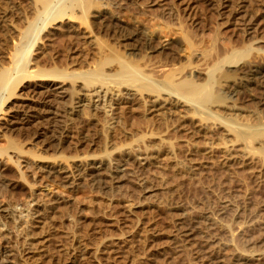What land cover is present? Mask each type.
<instances>
[{
  "label": "rangeland",
  "instance_id": "obj_1",
  "mask_svg": "<svg viewBox=\"0 0 264 264\" xmlns=\"http://www.w3.org/2000/svg\"><path fill=\"white\" fill-rule=\"evenodd\" d=\"M9 1L10 0H4L0 2V9L3 7L2 10L7 12L4 18V22L0 26V60H1L0 62L3 66L4 65L8 66L9 64V60H8L9 54L8 53H10L11 50L12 51L14 50L16 46L15 43H17L18 41L19 33L17 30H20V28L23 29L25 27L26 19L30 20L31 19L30 17H32V12L26 9L27 8L26 2H23V4L21 3L17 5V4H14L13 1L12 2L11 1L9 2ZM2 3L4 5H2ZM80 3L82 5L79 4L80 6L79 5L77 6L80 8L68 9L67 10L68 14L67 13L65 14V17H63L60 20L61 22L57 20H55L56 22L55 21H53V23L51 22L50 23L51 25H49L48 28H46L48 30L44 31L40 35V37L37 38L36 44L32 48V53L30 56L31 63L29 62L30 66L28 68L29 70L32 71V67H33V70L36 71V72L32 71L31 72L33 73L32 75L28 74L31 79H29V76H26V75L20 76V74L15 73V72L12 74V85L14 82L13 86H15V88H13V86L11 85V88L13 89L12 90L10 89L9 90L10 92L8 91L5 94V98L6 97L7 98L6 99L3 98V104H4L3 110L6 111V113L10 112L11 110L9 109H13V104L14 106L18 105L23 100V101H26L28 106H25V108L23 106H22L23 108L19 106V108L21 107L22 109L21 112H25L27 114L34 115V116L36 115L38 117L40 116L41 118L39 117L40 121L37 120L38 123L36 122V124L35 122L21 124L19 125L18 128H15V129L6 130L7 128L0 127V149H4V151H7L6 154L9 153L7 155L14 156V157L10 156L11 158L9 157V161H7L9 167L11 166V170L9 168L6 170H3L2 173H4V176L3 177L1 176L2 177L1 179L9 180V178H12V177L15 179L19 178V181H20L19 183L21 184V185L19 184L20 186H17L16 189H11L10 187L3 188L2 186H0L1 189L3 188L1 190L2 192L0 193L1 194L0 201L2 200L5 202L28 201L30 200V193L32 192V189H40L39 191H41V197H43V199H46L49 196L48 194H46L48 193V190L45 189L43 180H41L40 178H37L36 180L31 179V177L30 176L28 177L27 175H25V173H23L21 168L17 165L15 158L18 156V154L23 155L25 156V158H28V159H32V160L35 159L33 164L37 165L38 162L36 161L38 157L40 158V156H45V155L49 156L50 159L51 158L56 159L59 156V158H57V159H61L59 161L69 162L70 159H73L76 154L78 156H80L81 154H86V155L88 154L98 155L99 154L98 156H100L99 152L101 153L103 152L101 156L106 157L105 156L106 153L104 152L106 150L111 151L114 148L111 152V153L114 152V154H111L110 152L107 153V155L110 154L108 155L110 157L107 156V159L108 158L111 159L112 156H113L112 158L114 157L118 158L121 155L120 151L118 152L115 149L116 147L121 148L122 146V149H121L122 153L127 149L131 150L132 148L135 147L134 149H132V152H131L132 155L135 157H137L140 154V148H141V155L142 153H146L147 150H148L147 153L152 154L151 156L152 160L150 158L151 163L145 166H137L138 164L135 161H129L131 162L129 164L130 165L129 167H131L130 171H132L133 176L130 174L131 177L128 176L127 178L129 181L128 180H126L127 182L124 181L123 189L121 190V195L127 192L125 194L126 196L129 195L127 196V200H130L133 203L134 201L138 202L139 200L140 201L138 202L139 204L142 202L141 198L143 199L145 198L144 199L145 201L143 200L144 202H142L143 204L141 203L140 206L145 205L148 202V201L146 202V200L149 197L150 198L152 197V199L153 198L155 199V201L153 199V202H155L154 204L158 202L157 200L160 201V199L163 197L162 198L163 200L161 199V204L162 202L163 203L165 202L166 205L163 204L165 205V207H163L162 205H160L159 202L157 203L159 204V206H161V208L159 207L161 211H159V209L157 208L154 209L155 211H153L151 210L152 208L151 209L149 208L150 210H148L147 207H137L139 211L136 209L137 211L135 210L134 214H136V212H139L141 216H144V215L148 217L152 216L154 222L156 223L159 221L160 225L162 226L161 228H158L160 225L157 223L156 226L158 229L162 230L163 228L164 232L169 230L171 231L170 232L171 234L172 229H170V227L171 228L175 227L174 226L175 223L173 225V222L176 219H178L179 216H183L182 213H184L185 216L183 217L189 218L190 216V219L194 218L195 220L196 219L197 220L199 219V221L202 220V222L199 225L203 228L205 232L203 234V237L198 235L196 239L189 242L188 247L186 246L187 248H185L184 250H180L181 253L179 252V250L178 251L176 250L177 248H175L174 250L173 247L171 246L170 248L173 249V253L170 256V253L172 252V250L168 248L169 251H167L166 256H165L166 260L164 259L165 260L164 261L163 260L164 257L160 256V259L161 258L162 259L161 260L158 259V260L160 261L163 260V261L162 263L159 261V263L163 264L164 262L165 264H168V263L169 264H210L209 261H205V257L207 254L206 253L207 243H209L210 245L216 244V242L219 241V239L223 237L222 226L227 223L231 224L232 230L234 233L238 234L242 232L246 236L247 240H244L243 238H241L240 241H242L243 243L239 242V245L243 249H245L246 252L250 254L258 255V253L264 249V225H263L264 224V159H263L264 155L262 154L263 156H261L260 155L261 152L259 154L257 150L255 151L256 154H254L253 151H248V152H251L252 154L250 153L249 155L250 158L249 160L247 158L248 161L246 160L247 161L246 164H244L243 162L242 164L241 161L239 160L237 161L235 159H232L231 158L232 156L229 153L232 151L231 146H233L232 145L233 142H234L233 144L235 145L236 139L233 140L235 137H232L234 134L233 133L229 134L223 128L224 126L219 127L216 125V123H214V121L207 123L212 128L210 129L207 127L208 129L203 130L205 133L204 132L189 133L188 132L189 130H187V127H188L187 122L183 121V120L186 121V118L182 117V115L186 113L185 111L186 109L181 106L180 107L172 106L173 108V109L171 108L172 111H167L166 113L162 115L163 120L162 119H160L159 121L154 120L152 117H150L151 115L148 114V111H147V107H148L147 99L150 97V95L148 94L147 95L143 94L144 96L142 95L143 97H140V98L136 97L137 99L135 98L132 101L124 100V102H121L120 104V106L122 105L119 108L120 110L119 109L114 110L115 106L117 105L116 104L117 99L119 97L125 96L126 94L123 95V93H120V92L119 94H117L118 91L116 92V90H113V91L111 90L109 91L110 94L112 92L111 95L109 94L110 97L107 95L105 100L102 101L103 102L101 104L102 107L100 106L97 109H92L93 107L92 100L94 98V95L92 93L93 90L91 88L97 86L98 82L95 81L94 84L93 83L90 84L88 82V86H89L88 88L86 86L87 81L84 79H81L79 75H78V78H79L78 79L79 81H78L77 75H76L78 73L85 72V70L88 71V68H90V70L93 69L92 67L95 66L96 63L99 61L98 58L100 60L102 59L101 56L103 57L104 55V54L103 55L101 54L102 52L107 55L109 52L111 53V55H112V52L114 54L116 53L120 54L122 52L120 55L123 54L122 56H125L126 58L128 57L129 58V59L127 58L128 60L132 58L131 56L130 58L129 56L125 55L126 53L124 52V49L121 48L122 46L119 45L120 47L119 48L117 43H114L115 40H114L113 33L114 31H118V29H120L119 25L116 26L114 24L115 20L111 21L110 23V20L107 19V23L110 24L111 27L109 25L104 26V27H97L99 25L94 26L91 23V20L88 14V9L90 8L91 10L94 7V5L96 7V5L105 4V6L110 8L109 10L112 11V13L115 12V15L118 16V19L120 18L118 22L120 24H123L126 30L130 29L131 27L130 30L134 31L137 26L138 27L136 28V30L144 31L145 29V31H147L146 32L147 36H150L151 38L147 37L145 35L146 33L144 35H140L139 39H137L140 45H147L149 41L151 42H149L148 45H152L157 41L159 42V40L165 41V39L173 41V44H174L173 52L175 56L177 55L175 58L178 59L179 62H183L185 60L184 61L185 63L187 61V56H188L187 54L189 53L188 52L189 49L187 46V40L199 42L201 44H205V43L208 44L209 42H211V38H213L215 32L218 31L219 45L221 47H227L231 44H239L242 39H246L248 36L244 34V32L240 30L239 28H234L233 26L227 27L225 24L222 23L224 17L218 15L220 0H122V2L117 1V0H107V2L106 0H81ZM107 3L111 5L109 6ZM185 6H188V7L190 6L191 8L188 11H184L183 7ZM11 7L13 9H11ZM84 8H85V11H87L86 13L82 12V9L84 10ZM79 9L81 11H79ZM2 10L0 11L3 12ZM71 10H73V12ZM70 14L71 15L73 14L74 16L76 15L75 18L77 19V20L75 19V22H72V24L68 22V18H67V17H70ZM263 15H264V11H263ZM132 20H135V21L132 22ZM65 21H67L68 24ZM9 22H12V23H9ZM6 23H7V26H6ZM8 24L15 25L14 27L15 29L13 30L12 28H10ZM59 24H62L63 31L54 29V27H56ZM79 24L84 25L85 27L87 25L88 26L93 25L95 28L93 26L92 27L90 26V27L92 28L93 31L96 32V35H98L97 39L99 41L95 40L96 42L95 41L94 42L96 44L94 42L88 43V40H85V38L82 37L80 33H78L80 35L79 37L77 35V32L74 31V28H73ZM113 27L116 30L113 29ZM99 28H101V30ZM96 29L100 30L101 32ZM107 29L110 30L108 33H107L108 31ZM150 31H152V33ZM106 34L109 36H107ZM152 34L153 36H151ZM112 35H113V39H111ZM144 36L148 39H146ZM176 40L178 41L177 43H176ZM13 41L15 43H13ZM112 45H114L115 47H113ZM109 46L113 47L114 49H111ZM97 47H100V48H97ZM102 47L105 49L102 50ZM155 55H157V57H160V54L159 55L155 54ZM134 57L137 60L141 59L140 62L135 61ZM134 57L132 58L131 62L132 61L133 63L138 62V63H135L137 65H142L143 61H145V59L140 58V56L139 57L134 56ZM181 58L184 60H182ZM99 63L100 62L97 63V66ZM109 65L111 66L110 67L107 65L105 66L111 70L115 68L116 64H113V66L112 64H109ZM97 66H95L94 68H96ZM57 67L62 68L60 70H66L68 72H72L75 69H76L75 71H77V72L75 71L72 72L76 76L75 78L76 82H75L74 76H71V78L68 77L66 80L67 81L66 87L67 88L69 87L68 89L70 91L69 92L70 95L72 93H73L72 94L73 96L74 94L76 95L75 97H72L71 95L72 98L71 97L70 98L72 100L69 98L70 100L68 99L67 100L68 102L62 101V104H61L62 106L56 105L58 104L57 96L54 93L55 91L48 90V84H45L43 82L44 81L43 78L45 76H41V77L39 76V73H44L43 72L44 70L45 72H47V69L49 70V69L55 68L58 70L59 68ZM106 67H104L105 70H108ZM17 76L21 78H17ZM83 81L85 82V85L83 84ZM30 89H33V90L31 91ZM260 92L261 91H259V94ZM11 93L13 95H11ZM91 93L92 95H90ZM243 93H241L240 99H238V101L234 104L231 103L229 100H225V102H223V100H221L222 94L219 93L218 95L219 99H217L219 100V102H216L217 101L216 100L215 101L216 105H214L213 108L215 107V108L220 109L219 111L221 112V114L224 115L225 113L226 117H228L227 115L230 114L229 117L231 116V118H234L232 115L235 114L234 115L235 120L239 119L238 122L239 121L249 122V120H251V122H254L253 120L254 117L253 115L252 117L250 116L251 113H249L250 111H247L248 110L247 108L251 107V109L249 108V110L260 111L261 106L260 104L256 103L255 100L248 99L250 98V96L246 92L244 94ZM19 94L22 96H20ZM26 94L28 95L27 97H25ZM76 96L80 97L81 102L83 104L82 106L75 108L76 101H77ZM89 96L92 98H90ZM22 97H25V98H22ZM87 98L88 99L90 98L92 101V103L89 102L90 105H88L89 103H88ZM94 99L96 100V97ZM70 101L72 102L74 101V102L71 103ZM63 104L66 107H64ZM111 104L112 106H110ZM230 104H233V105H230ZM72 105H73V108H72ZM255 107L256 108L258 107L257 108L258 110H256ZM70 111H74V112H70ZM115 111L117 112V114L113 113ZM173 111L175 113H173ZM169 112H172V113H169ZM230 112L233 114L231 115ZM260 112H261L260 114L262 118L264 119V110ZM188 115L190 117L191 116L194 117L193 115H191V113ZM236 115H237V118H236ZM0 116H2V114ZM181 124H183L182 128H180ZM62 130L64 131L62 132ZM45 132H46L45 135L46 136L49 135L51 141L55 140L54 142H52V145H50L52 147L49 146V148L47 147L46 150L43 149L41 146L40 147L37 146L38 144L42 145V141L41 140L38 141V139L36 140L34 137V135L36 136V135H41V134L45 136L44 135ZM153 132H155L156 134ZM51 133L52 135L53 134L55 135L56 133L57 136L56 135L52 136ZM143 134L146 136H144ZM160 134H162L161 137H160ZM51 137H53L54 139H52ZM162 138L164 139L162 140ZM59 139H63L62 140L63 142L62 143L57 142L59 141ZM34 141L35 143L36 141H38V143L35 144ZM76 142L78 144L77 146L78 148L75 147ZM226 142L227 143L229 142L228 145ZM236 142L239 143L238 140ZM32 143L34 146H32ZM238 143L236 145H238ZM255 143L256 144H254V147H256L257 145L256 148H259L258 142L256 141ZM131 144L132 145L136 144V145L132 146ZM141 144L143 146H141ZM211 144L212 146L213 145L215 146L213 147L214 149L212 148L213 149L212 151H209L210 152L209 153L208 150L210 149H207L208 148L207 146L208 145L211 146ZM58 145H59V148H58ZM137 145H140L141 147L140 146L137 147ZM36 146L38 147V149ZM128 146L130 147L132 146V147L128 148ZM144 146H148V147H145V149L147 148L145 152L143 151L145 150ZM224 147L226 150L224 149ZM104 148L106 150H104ZM123 148L125 149L124 151H123ZM134 150H137L139 152H135ZM248 152L246 154L247 157H248ZM16 153L18 154L16 155ZM155 155L158 158H156ZM60 156H62L63 158ZM153 160H155V162H153ZM12 168L16 169L15 173L14 172L12 173ZM7 171L9 175L5 174L7 173ZM7 176H10V177L8 178ZM129 177L132 178L133 180L135 178L137 181H140L141 179H146V180L150 179L151 181L147 180L148 184L152 185V187L154 188L155 187L157 188V189L153 188L154 193L157 190V194L153 195V193H149V195L151 194V196L146 197V195L148 194H145V192L144 193L140 192L141 191L140 187H138L133 181H131L132 179H129ZM33 182H35V184H33ZM53 187L59 189L58 191L64 192L71 196L78 197V199L80 198L81 199L80 201L83 202L84 211H82L83 206L80 209L76 208L77 210H73L75 207H72V205L71 206L65 205L66 207H69V209L64 206H61L63 207V209L61 208L62 210L61 209L60 210L63 211V213L67 212L66 216H65V213L63 215L62 212L60 213L58 211L60 213L59 215H61L60 218L57 217L58 216V212H57V214L55 215L56 217H53L52 220H48L47 223L42 225L43 227L41 228L34 227L33 231L35 234L32 236L30 240L32 242H36L39 240L40 242L37 244V246H39L40 243H44V245H46L44 250H46L47 248V250L44 251V253L45 252L48 253L49 251L50 252L48 256L46 254H44L43 256L39 254L40 255L39 256L37 254L39 250H35V252L32 255V258L28 259L29 260V261L27 260L28 263L26 262L25 264H57L58 262L56 261L57 259L56 257H58V254L60 253V251H58L59 244L64 243V245H68V246L74 245L76 247L79 245L78 247H80L82 245L81 242L86 243L87 241H94L96 237L101 236L100 232L103 234V231H104L105 233V229H103V227L105 226L106 219H104V217L110 212H118L120 210L119 201L113 204H109V202L107 203L105 199L101 198V196L98 194L97 191L93 190L92 188H88V186L86 187L85 185L83 187L81 186L77 190H70L66 187H63L57 184H54ZM53 187H50V188L52 189ZM136 191H138V193ZM134 194L136 195L135 196L136 198L140 194L141 195L138 197V199H136L134 198ZM158 194L159 195L161 194L160 195L161 198ZM125 195H123V198H125ZM142 195L145 197H142ZM242 195H244V198L246 199V202H247L246 207L244 209L242 208V206L239 204L237 200L238 197H241ZM128 197L131 199H129ZM150 198H149V201H151ZM169 202H171V204ZM176 206H178V209ZM170 207H173V208H170ZM144 208H146V210H148L147 212L149 213H146ZM163 208L164 209L166 208L167 211L169 210L172 213L167 212L166 210H163L162 212ZM156 210L158 214L155 213ZM76 211H79V212L76 213ZM80 211H81V214H79ZM99 211H100V214H102V212L104 213L102 214L104 217H101V215L98 214ZM179 211L181 215H179L180 214ZM74 212L76 213L77 217L74 215ZM83 212L86 214L82 215ZM144 212L145 214H143ZM173 212L174 214H177L176 216H174L175 220H174V217L172 218L171 216V215H174ZM139 213L137 215H134L133 217L135 216L139 217L140 216ZM69 214H71L72 216L74 215L73 219L74 217H76V219H78L79 222L81 221L82 223H79V222H77L79 224H77L76 222H75L76 224L74 222L70 223L71 221L70 219L72 216L70 215V218H69L68 217ZM90 214L91 215L94 214L96 216L91 217ZM79 215H81L82 218L81 216L79 217ZM161 215L162 216L164 215V217L166 216L165 219L164 217L162 218ZM155 216H156V219H154ZM64 218L67 220H64ZM83 218L87 220L85 221ZM98 218L100 220H98ZM166 218H167V221H166ZM56 219L57 221H55ZM68 219L70 220L69 222H68ZM90 219L92 222L88 221ZM101 219H104V220L102 221ZM170 219H173V220H170ZM168 220H170V223L172 224H170ZM94 221H97V223ZM57 222L59 224H57ZM79 225L80 227H78ZM73 227L75 230L73 229ZM71 231L73 233L75 232V234H73ZM163 231L162 233H164ZM168 232H165L162 235V236L167 235L166 236L167 238L165 236L162 237L161 236L162 233H161L157 241L159 240L158 242L161 243L160 241L163 239L165 241L162 240L163 241L162 243L166 242L170 238L168 237L170 236L168 235L169 234ZM67 234H69L70 237ZM78 234L80 235V237ZM72 235H76L75 237L77 238H75ZM89 237L92 240H90ZM85 238H87V241ZM2 241L3 240L0 239V242ZM16 254H17L16 245H13L11 248L8 247L6 254L4 253V257L7 259L6 264H17L18 257L16 256ZM0 256H1V253H0ZM49 256H51V258ZM48 258H50L51 260ZM168 258H170L169 259L170 261L168 260ZM81 260L82 262L84 261L83 264L84 263L87 264L88 262H89L88 264H92V262L89 261L87 258H82ZM94 264H98V263H94Z\"/></svg>",
  "mask_w": 264,
  "mask_h": 264
},
{
  "label": "bare ground",
  "instance_id": "obj_2",
  "mask_svg": "<svg viewBox=\"0 0 264 264\" xmlns=\"http://www.w3.org/2000/svg\"><path fill=\"white\" fill-rule=\"evenodd\" d=\"M2 1H4V0H0V2H2ZM10 1L11 2L13 1V3L17 4V5L21 4V3L23 4V2H26V4H27L26 9H28L29 11L32 12V17H30L31 18L30 20L26 19L25 27L23 29L20 28V30H17L19 33V36H18L19 38H18L17 43H15L13 41V43H15L16 46H15L13 51L11 50V52L8 53L9 54L8 55V60H9L8 66H5V65L3 66L0 62V115L2 114V116H0V119H1L0 127L7 128L6 130L18 128L19 125H21V124L33 123V122H35V124H36V122L38 123L37 120H39L40 116L38 117L36 115L34 116V115L27 114L25 112H21L22 106L24 108H25V106H28L26 101L22 100V102H20L18 105H15V106L13 104V109H9L11 111L6 113V111L3 110V105H4L3 104V98H5V94L10 89L12 90L13 88H15V86H13L14 82L12 85V74L14 72L20 74V76L21 75L29 76L30 74L31 75L33 74V73H31L32 71H34L33 67H32V71L29 70L28 68L30 66L29 64L31 63L30 62V60H31L30 56L32 53V48L36 44L37 38H39L40 35L44 31L48 30L46 28H48V26L51 25L50 24L51 22L53 23V21H55V20L60 21L63 17H65V14L67 13L68 9L80 8L77 6L79 4H81L80 3L81 0H10ZM117 1L122 2V0H117ZM106 2H107V0H106ZM3 3H2V5H4ZM2 5H1V7H2ZM2 8L0 10H2ZM22 8H23V6H22ZM190 8H191L190 6L189 7L185 6V7H183V10L188 11ZM11 9H13V8L11 7ZM109 9L110 8L105 6V4L104 5L103 4L102 5H96V7L94 5V7L91 10L89 8L88 14H89V18L91 20V23L94 26L99 25L97 27H104V26H108V25L111 27V25L107 23V19L110 20V23H111V21L115 20L114 24L116 26L119 25L120 29L117 28L118 31L112 30V31H114V33H113L114 40H115L114 43H117L118 47H119V45L122 46L121 48L124 49L126 56H129V57L131 56L132 58L134 56H138V57L140 56V58H144L145 61L142 60L143 61V63L141 62L142 65H137L135 63L140 62L141 59L137 60L134 57L135 61H138V62L134 61L135 63H133V61L131 62V60H132L131 57H130L131 59L128 60L129 59L128 57H127L128 58L127 59L125 56H122L123 54L120 55L122 52L120 54L119 53L114 54L112 52V55L110 52L108 53V55L102 52L101 54L102 55L104 54V55H103V57L101 56V58H102L101 60L98 58V60H99L98 62H100L98 64V66H97L98 62L97 63L94 62V63H96V65H95V66H97L96 68H94L95 66H93L92 67L93 69H91V70H90V68H88V71L85 70V72H83V73L76 74L77 80L79 79L78 78V75H79L81 79H84L87 81L86 86L88 88H89L88 82L90 84L91 83L94 84L95 81L98 82V85L95 84L97 86L94 85L95 87L91 88L93 90L92 93L94 95V98L96 97V100L94 98L92 100L93 101V105L91 104L93 106V107L91 106L92 109L99 108L101 106V104L103 103L102 101L105 100L106 96L107 95L109 96V94H110L109 91H111V90L112 91L116 90V92L118 91L117 94H119V92L123 93V95L126 94L125 96L119 97L117 99V101H116L117 105L115 106L114 110L119 109L122 106V105L120 106L121 102H124V100L132 101L136 97L140 98V97L144 96L143 94H145V95L148 94V95H150V97L147 99V101H148L147 111H148V114L151 115L150 117H152L154 120L159 121L160 119H162V115L164 113H166L167 111H172V109H173L172 106H175V107L181 106V107L186 109L185 111H186L187 115L185 113L182 115V117L186 118V121L185 120H183V121L187 122V126H188L187 130H189L188 131L189 133L204 132L203 130H206L208 128L211 129L212 127H210V125H208L207 123L214 121V123H216L217 126H219V127L224 126L223 128L229 134L233 133L235 135V136L234 135L232 136V137H235L233 140L236 139V141L238 140L239 143L235 141V145L238 143V145L235 146L233 144L234 142L232 140L231 141L233 143L230 142L233 145V146H231L232 151L229 153L232 156L231 157L232 159H235L237 161L239 160V161H241V163L243 162L244 164H246V162L250 158L249 155L251 153L248 151H253L254 154H256L255 151L258 150L259 154L261 152V154H260L261 156L264 155V119L262 118V116L260 114L261 113L260 111L264 110V15H263L264 0H220L218 15L224 17L222 23L225 24L227 27L233 26L234 28H239L248 37L246 39H242L239 44H231L227 47H221L219 45V43H218L219 42L218 31L215 32L213 38H211V42H209L208 44L205 43L206 45L201 44L199 42L187 40V46L189 49L188 50L189 53L187 54L188 55L187 61L185 63H184V61H185L184 59L181 58L184 61L179 62L178 59L175 58L177 55L176 56L174 55V52H173V50H174L173 45L174 44H173V41H171V40H167V39H165V41L159 40V42L158 41L155 42L156 44L154 42H152V43H154L152 45H148V43L151 42V41H149L147 43V45H140L138 43L137 39H139L140 35H144L147 31H145V29H144L145 32L141 31V30H136V28L138 26L136 28L134 27L135 28L134 31L130 30L131 27H130V29L126 30L125 26L118 22L120 18L118 19V16L115 15V12L112 13V11H110ZM7 10H8V8H7ZM71 11L73 12V10H71ZM79 11H81V10L79 9ZM82 12L86 13L87 11H85V8H84V10L82 9ZM6 13H7L6 11H3V12L0 11V26L4 22V18L6 16ZM17 14H18V12H17ZM72 15L70 14V17H67V15H66V17L68 18V22H70L71 24H72V22H75V19H76L75 18L76 15L75 16L74 15L72 16ZM134 21L135 20H132V22H134ZM65 22L67 23V21H65ZM9 23H12V22H9ZM127 23H126V25H127ZM81 24L77 25L76 27H73L74 31L77 32V35L79 37H80V35L78 33H80L82 35V37L85 38V40H88V43L94 42L95 40H98L97 39L98 35H96V32L93 31L91 28L93 25L92 26L90 25L91 27L88 25H87L88 27L87 26L85 27L84 25H81ZM6 26H7V23H6ZM8 26L10 28H12L13 30L15 29L14 28L15 25L8 24ZM16 29H17V27H16ZM54 29L61 31L62 30V24L57 25L56 27H54ZM99 29L101 30V28H99ZM113 29H115V28L113 27ZM96 30H98V29H96ZM100 30H98V31H100ZM109 31L110 30H108L107 33ZM94 32H95V34H94ZM150 32L152 33V31H150ZM153 33H154V31H153ZM156 34H157V32H156ZM113 35H112L111 39H113ZM145 35L147 36V33ZM148 35H149V33H148ZM107 36H109V35H107ZM151 36H153V34ZM147 37L151 38L150 36H147ZM146 39H148V38H146ZM177 40H176V43L178 42ZM114 43H112V44H114ZM174 43H175V41H174ZM112 46L115 47L114 45H112ZM100 47H97V48H100ZM104 47H106V46H104ZM113 47H110V48L114 49ZM103 49H105V48L102 47V50ZM111 49H109V50H111ZM155 54H158V55L160 54V57H157V55H155ZM179 58H180V56H179ZM109 64H112V66H113V64H116L115 68L111 69V70L108 69V67H106L105 65L110 67L111 65H109ZM104 67H106L110 71L105 70ZM57 68H59V67H57ZM60 69H62V68H59L58 70L55 68L49 69V70L47 69V72H45V70H44L43 71L44 73H39L40 77L45 76L43 78V80H44L43 82L45 84H48V90H54L55 91L54 93L56 94L57 100H58L57 101L58 104H56V105H58V106H62L61 105L62 101L68 102L67 100L73 94L71 92L72 94L70 95V93H69L70 91L68 89L69 87L68 88L66 87L67 78L68 77L71 78V76H74V79L76 78L75 74L72 73L76 69L75 70L72 69L73 70L72 72H68L66 70H60ZM34 72H36V71H34ZM75 72H77V71H75ZM17 78H21V77L17 76ZM29 79H31L30 76H29ZM22 80H23V78H22ZM75 82H76V79H75ZM83 84L85 85L84 81H83ZM11 85L13 86V88H11ZM30 85H31V83H30ZM30 90L32 91L33 89H30ZM258 90L261 91L260 94H259ZM34 91H35V89H34ZM74 92H76V91H74ZM243 92L244 93L246 92L250 96V98H248V99L255 100L256 103L260 104V106H261L260 111L249 110V108L251 109V107L247 108L248 110L245 108L247 111H250L249 113H251V115H250L251 117L253 115L254 119L253 118L252 119L254 120V122H251V120H249V122H244V121L238 122L239 119L235 120V116H234L235 114L232 115L233 113L230 112L234 118H231V116L229 117L230 114L227 115L228 117H226L225 113H224L225 116L223 114H221V112L219 111L220 109L215 108V107H214L215 109L213 108V106L216 105V102H219V100H217V99H219L218 98L219 93L222 94L221 100H223V102H225V100H229L231 103L234 104L238 101V99H240L241 93H243ZM92 93L90 95H92ZM153 93H155V94H153ZM111 94H112V92H111ZM11 95H13V94L11 93ZM75 95L76 94H74V96L72 95V97H75ZM20 96H22V95H20ZM27 96L28 95L26 94L25 97H27ZM25 97H22V98H25ZM90 98H92V97H90ZM5 99H4V101H5ZM76 99H77V101H76L75 108L82 106L83 103L81 102L80 97L76 96ZM89 99L87 98L88 103L89 102L92 103L91 99H90V101H89ZM66 102H65V104H66ZM70 102L73 103L74 101L73 102L70 101ZM226 102H228V101H226ZM233 104H230V105H233ZM88 105H90V103ZM19 106H21V107L19 108ZM70 106H69V108H70ZM110 106H112V104ZM64 107H66V106L64 105ZM72 108H73V105H72ZM257 108H256V110H258ZM110 109H112V108H110ZM174 110H175V108H174ZM76 111H77V109H76ZM70 112H74V111H70ZM189 112L194 117H192V116L190 117L188 115V114H190ZM113 113L117 114L116 111ZM169 113H172V112H169ZM173 113H175V112L173 111ZM176 113H177V111H176ZM227 113H229V112H227ZM92 114H93V112H92ZM184 115H186V116H184ZM65 118H67V117H65ZM144 118H146V117H144ZM236 118H237V115H236ZM244 118H245V116H244ZM154 120H152V121H154ZM247 121H248V119H247ZM60 122H61V120H60ZM204 125H206V126H204ZM213 125H215V124H213ZM182 126H183V124H181L180 128H182ZM47 129H48V127H47ZM63 129H64V127H63ZM63 131L64 130H62V132ZM42 132H44V131H42ZM46 132H47V130H46ZM46 132L44 133V135L46 134ZM57 132H59V131H57ZM62 132H60V133H62ZM153 133H155V132H153ZM65 134H66V132H65ZM51 135H52V133H51ZM55 135H56V133H55ZM63 136H64V134H63ZM144 136H146V135H144ZM161 136H162V134H160V137ZM34 137L36 140L38 139V141H40V140L42 141V145L38 144L37 146H39V147L41 146L45 150L47 147L49 148V146L52 145V142L55 141V140L51 141L49 135L43 136V134H41V135H36V136L34 135ZM51 138L54 139L53 137H51ZM158 138H159V136H158ZM56 139H57V137H56ZM163 139L164 138H162V140ZM62 140L63 139H59V141H57V140L56 141L62 143L63 142ZM183 140H185V139H183ZM228 140H230V139H228ZM38 141H36V143H38ZM256 141L259 144V148H256L257 145H256V147H254V144H256L255 143ZM34 143H35V141H34ZM228 143H227V145H228ZM136 144H133V145L131 144V145L135 146ZM142 144H143V142H142ZM142 144H141V146H143ZM59 145H58V148H59ZM157 145H158V143H157ZM32 146H34L33 143H32ZM77 146H78V144L76 142L75 147H77ZM138 146H140V145H137V147ZM214 146L215 145L212 146V144H211V146L208 145L207 146L208 148L207 147H205V148L210 149V150H208V152H209V151H212L214 149L213 148ZM50 147H52V146H50ZM129 147L130 146H128V148ZM145 147H148V146H144V149H145ZM105 148H104V150L107 149V148L106 149ZM117 148L118 147H116L115 149L118 152L120 151V153H121V155L118 158L117 157L112 158L113 157L112 156L111 159H109V158L107 159V156L110 155V154L107 155V153H109V152L111 153L112 150L114 149V148L113 149L111 148L112 149L111 151L106 150L104 152V153H106L105 154L106 157L101 156L103 152L102 153L99 152L100 156H98L99 155L98 153H97L98 155L81 154L82 156L81 155L78 156L76 154L77 156L75 155L76 157L75 156H74V158L72 157L73 159H70L69 162H66L64 160H63L64 162L59 161L61 159H57V158H59L58 155H57L58 157L56 158L57 160L54 158H53L54 160L52 158L50 159V157L46 156V155L45 156L39 155L40 158L38 157V159L36 161V162H38L37 165L33 164L35 159H33V160L28 159V158H25V156L19 155L18 153H16V155L18 154V156L15 158V161H16L17 165L21 168L23 173H25V175H27L28 177L30 176L31 179H33V180H36L37 178H40L41 180H43L44 187L46 190H48V193H46V194H48L49 196L46 199H43V197H41V191H39L40 189H32V192L30 193V200H28V201H25V202H19V201L18 202L17 201L16 202H14V201L13 202L12 201L5 202L3 200L0 201V239L3 240L2 242H0V253H1L0 264H6L7 259L4 257V253L6 254L7 248L8 247L11 248L13 245H16V248H17V254H16V256L18 257L17 264H25L28 259L32 258V255L35 252V250H39L37 253L38 255L40 254L43 256L44 254H46L48 256L50 251L48 250L49 251L48 253H46V252L44 253V251L47 250V248H46V250H44L46 247V245H44V243H40L39 246H37V244L40 242L39 240L36 242H32L30 240L32 238V236L35 234L33 231V228L34 227H37V228L43 227L42 225L47 223L48 220H52L53 217H56L55 215L57 214L58 211L60 213L61 212L63 213V211H61L63 209V207H61V206L66 207L68 205H70V206L72 205V207H75L74 209L72 208L73 210H77V209L82 208L83 202L80 201L81 200L80 198L78 199V197L71 196V195L66 194L64 192L58 191L59 189L53 187L54 184L66 187L70 190H77L79 187H81V186L83 187L85 185V187L88 186V188H92L93 190L97 191L98 194L101 196V198L105 199L107 201V203L109 202V204H113L117 201L120 202V210L118 212H110V213L107 212L109 214L106 215V213H105L106 216L104 217L102 215L104 213L102 212V214H100V211H99L98 214H100L101 217H104V219H106V223H105L106 228H105V226L103 227V229H105V233H104V231H103V234L100 232L101 236L97 235L99 237H96L94 239V241H87V238H88L87 237V238H85L87 242L86 241H85L86 243L81 242L82 245L80 247H78L79 245L77 247L74 245L73 246L64 245L63 242H62L63 244L58 243L59 244V250H58V248H57V250L60 251V253L58 254V257H56L57 258L56 261L58 262L57 264H83L85 259L82 262V260H81L82 258H87L89 261L92 262V264H94V263H98V264H153V263H155V264H158L159 261L162 259V258L160 259V256H163L164 257L163 260H164L167 251H169L168 248H170L171 246L173 247L174 250H175V248H177L176 250L177 251L179 250V252H180V250H184L185 248H187L188 243L193 241L194 239H196V237L198 235L203 237V234L205 232H204L203 228L199 225L202 222V220L201 221H199V219L195 220L192 217L194 219L193 220V219H190V216H189V218L183 217V216H185L184 213H182L183 216H179V218L175 220L174 216H176L177 214H174V212H173L174 215H171V216H172V218L174 217L175 221L173 222V225L175 223V225H174L175 227H172V228L170 227V229H172L171 234H170L171 231H169V230L165 231V232L169 231L168 235H170V236H168V237H170V238L167 240L166 239L167 235L166 236L164 235L166 237L165 239L167 240L166 242L162 243L163 241H165L163 239H162L163 241L162 240L160 241L161 243L158 242L159 240L157 241V239H159L158 237L160 236V234L163 231V228H162V230L158 229V228L162 227L160 225L159 221L157 220L158 222L155 223L152 216L151 217H148L146 215L141 216L139 212H136V214H134V211L137 209V207H147L148 210H150L152 208L151 210L155 211L154 209H156V208L159 209V207L161 208V206H159V204H157L158 202L163 207H165L166 204H165V202L164 203L162 202V204H161V199L163 198V197L161 198V196H160L161 194L160 195L158 194L161 198L160 199L158 197L160 199V201L157 200L158 202L156 204H154L155 203V202H153L154 198L153 199H152V197L150 198L149 196H151V194L149 195V193H153V195L154 194L156 195L157 190L154 193V189L156 187L154 188V187H152V185L148 184V181L150 179H147L148 181L146 179H141L140 181H137L134 177H133L134 180L132 178H130L131 175L133 176V174H132V171H130L131 167H129L130 166L129 164L131 163L129 161H135L138 164L137 166H145V165L151 163L150 158H151L152 154L147 153L148 150L146 151V149H147L146 148L145 150H143L144 152L146 151V153H142V155H141V148H140V154L137 157H135L131 153L132 149H134L135 147L132 148L131 150H129V149L125 150L124 149L125 147H124L123 151L124 150L125 151L123 153L121 152L122 146H121V148L119 147L120 149L119 148L117 149ZM37 149H38V147H37ZM224 149H225V147H224ZM116 150H114V151H116ZM137 150H138V148H137ZM137 150H134V151L139 152ZM6 152L7 151H4V149H0V186H2L3 188L10 187L11 189H16L17 186L21 185L19 183L20 182L19 178L15 179L13 177L9 178L10 176H7L9 178V180L8 179H3V180L1 179L4 176V173H2L3 170H6L8 168L11 170V166L9 167L7 161H9V157L12 155H7L9 153L6 154ZM247 152H248V157L246 155ZM11 154H13V153H11ZM111 154H114V152ZM119 154H117V155H119ZM84 155H86V156H84ZM12 157H14V156H12ZM60 157H62V156H60ZM108 157H110V156H108ZM155 157H156V155H155ZM156 158H158V157H156ZM247 158H248V160H247ZM263 159H264V157H263ZM151 160H152V158H151ZM157 161H159V160H157ZM153 162H155V160H153ZM131 166H133V165H131ZM196 167H198V166H196ZM15 170H16L15 168L14 169L12 168V173L13 172L15 173ZM8 171H7V173H5L6 175L8 174ZM10 175H12V174H10ZM128 176H130L129 179H132L131 181H133L138 187H140V190H141L140 192H142V193L145 192V194H148V195H146V197L148 196L151 201H149V198H148L146 200V202L147 201L148 202L145 205L140 206V204L145 201L144 200L145 198L144 199L141 198L142 202L139 204L138 203V202H140L139 200H138V202H136V201H134L135 200L134 199L133 200L134 203L130 200H127V196H129V195H127V196L125 195L127 192L125 194L121 195V190L123 189L124 181L127 182L126 180H128L127 179ZM33 184H35V182H33ZM50 187H53V188L51 189ZM2 189L0 187V193L2 192L1 191ZM173 189H175V188H173ZM136 192L138 193V191H136ZM171 193H173V192H171ZM123 195H125L126 199L123 198ZM143 195H142V197H145ZM162 195H163V193H162ZM135 196L136 195L134 194V198H136ZM139 196H137L136 199H138ZM129 199H131V198H129ZM237 200H238L239 204L242 206V208L244 209L246 207V204H247L246 199L244 198V195H242L241 197H238ZM154 201H155V199H154ZM169 203L171 204V202H169ZM163 204H165V205H163ZM174 205H176V204H174ZM168 207H169V205H168ZM173 207H170V208H173ZM176 207L178 209V206H176ZM66 208L69 209V207H66ZM83 209H84V206L82 208V211H84ZM144 209H145L146 213H149V212H147L148 210H146V208H144ZM137 210L139 211V209H137ZM163 210L167 211L166 208L165 209L163 208L162 212H163ZM159 211H161V210L159 209ZM59 212H58L57 217L60 218L61 215H59L60 214ZM78 212L79 211H76V213H78ZM140 212H141V210H140ZM167 212H171V211L168 210ZM64 213H63V215H64ZM66 213H65V216H66ZM76 213L74 212L75 216H76ZM138 213L140 215L139 217H137V216L133 217L134 215H137ZM155 213H157V210ZM179 213H180V211H179ZM79 214H81V211ZM85 214L86 213L83 212L82 215H85ZM143 214H145V212ZM161 214H163V213H161ZM70 215L71 214H69V216H68L69 218H70ZM179 215H181V213ZM73 216L70 219L71 221L68 219V222L69 221H70V223L71 222H74V223L79 222V220L76 219L77 216L74 217V219H73ZM80 216L81 215H79V217ZM92 216L94 217L96 215L92 214L91 217ZM163 217H164V215L162 216V218ZM165 217H164V219H165ZM81 218H82V216H81ZM99 218H100V216H99ZM99 218H98V220H100ZM158 218H159V216H158ZM83 219L85 220V218H83ZM104 219H101V220L103 221ZM154 219H156V216ZM207 219H209V218H207ZM64 220H67V219L64 218ZM170 220H173V219H170ZM170 220H168L169 223H170ZM55 221H57V219ZM88 221L90 222L91 219ZM97 221H94V222L97 223ZM166 221H167V218H166ZM79 223H82V222L80 221ZM79 223H77V224H79ZM157 223L160 225L158 228L156 226ZM57 224H59V223L57 222ZM170 224H172V223H170ZM74 227H73V229H74ZM78 227H80V225ZM76 232H77V230H76ZM164 233H162L161 236ZM222 233H223V237L220 238L219 241L216 242V244L210 245L209 243H207V251H206L207 254L205 257V261H209L210 264H262V263H264V249L261 250L258 253V255H254V254H250V253L246 252L245 249H243L239 245V242H242V241H240L241 238H243L244 240H247L246 236L242 232L238 233V234L234 233L230 223L224 224L222 226ZM73 234H75V232ZM67 235L69 236V234H67ZM72 236L75 237L76 235H72ZM164 236H162V237H164ZM79 237H80V235H79ZM75 238H77V237H75ZM81 239H79V240H81ZM89 239H90V237H89ZM90 240H92V239H90ZM88 242H90V243H88ZM60 243H61V241H60ZM56 246H58V245H56ZM173 249H171L172 252L170 253V256L173 253ZM56 255H57V253H56ZM44 257H46V256H44ZM49 257L51 258V256H49ZM50 258H48V259H50ZM158 259H160V260H158ZM169 259L170 258H168V260ZM157 261H158V263H157ZM162 261H160V262L162 263ZM161 263H159V264H161ZM163 264H165V263L163 262Z\"/></svg>",
  "mask_w": 264,
  "mask_h": 264
}]
</instances>
